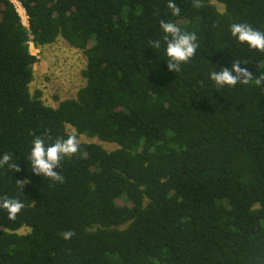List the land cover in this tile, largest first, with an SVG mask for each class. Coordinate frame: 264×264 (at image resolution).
I'll return each mask as SVG.
<instances>
[{
  "label": "trees",
  "instance_id": "16d2710c",
  "mask_svg": "<svg viewBox=\"0 0 264 264\" xmlns=\"http://www.w3.org/2000/svg\"><path fill=\"white\" fill-rule=\"evenodd\" d=\"M18 1L27 25L0 0V157L11 153L20 168L0 169V195L25 208L14 221L0 209V264H264V84L210 79L235 60L254 79L264 72V52L230 31L264 32V0L199 9L174 0L180 16L168 0ZM161 20L198 37L178 73L167 67ZM60 37L87 56L86 84L53 107L31 92V44ZM45 133L47 143L74 133L118 147L79 141L56 169L63 183L53 182L26 160L33 134ZM16 180L30 181L22 196Z\"/></svg>",
  "mask_w": 264,
  "mask_h": 264
},
{
  "label": "clouds",
  "instance_id": "9594fccd",
  "mask_svg": "<svg viewBox=\"0 0 264 264\" xmlns=\"http://www.w3.org/2000/svg\"><path fill=\"white\" fill-rule=\"evenodd\" d=\"M20 3V2H19ZM168 9L171 10L173 16H180L181 9L176 5L174 0H168ZM194 8L203 7L202 0H193ZM160 27L165 33L163 40L166 43L167 67L171 72L178 73L181 71V66L187 64L196 54L199 44L198 37L195 32L182 30L176 23L171 21L161 20ZM233 37L237 38L242 44L246 43L250 48L264 52V32H261L247 23H234L230 27ZM151 45L154 49L161 47V39L155 40L151 38ZM241 63L246 65V62L235 60L232 68H223L219 71L210 73V79L219 86H227L235 88L238 84L261 86L264 84V72L255 76L248 70L247 67H241ZM261 70V67L259 66ZM34 135L30 154L27 156V162L30 165L32 173L38 176H43L47 180L63 183L64 176L56 169L62 168V162L65 158H71L80 152V142L76 134H69L67 138H56L54 142L47 143L46 137L48 134ZM50 138V137H49ZM11 153H5L0 157V169L7 168L19 172L20 168L17 163H13ZM30 181L16 180L18 194L22 196L24 187ZM25 208L24 202L19 198L0 195V209L8 213L9 220H16L18 214ZM61 237L68 241L71 240L75 233L71 230L64 231Z\"/></svg>",
  "mask_w": 264,
  "mask_h": 264
},
{
  "label": "rangeland",
  "instance_id": "374dc122",
  "mask_svg": "<svg viewBox=\"0 0 264 264\" xmlns=\"http://www.w3.org/2000/svg\"><path fill=\"white\" fill-rule=\"evenodd\" d=\"M20 12L24 23L27 25V15L18 0H12ZM219 10L223 11L224 6L216 2ZM31 51L38 58L34 65V80L31 83V92L37 90L43 92V100L47 105L58 107L60 102L75 98L80 88L85 86L86 79L82 71L87 66V56L80 50L73 48L65 39L58 38L52 44L37 47L31 44ZM69 131L75 132L72 126H68ZM79 141L97 142L108 150H114L118 146L114 143H106L97 138H88L82 135ZM120 204L126 203V198L119 199ZM30 228L23 227L21 233H27Z\"/></svg>",
  "mask_w": 264,
  "mask_h": 264
}]
</instances>
